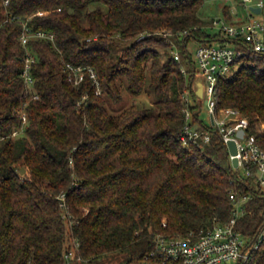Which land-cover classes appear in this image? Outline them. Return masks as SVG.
Masks as SVG:
<instances>
[{
  "label": "trees",
  "instance_id": "16d2710c",
  "mask_svg": "<svg viewBox=\"0 0 264 264\" xmlns=\"http://www.w3.org/2000/svg\"><path fill=\"white\" fill-rule=\"evenodd\" d=\"M4 1L0 264H97L117 253L123 254L120 264H161L151 254L154 236L184 235L228 220L231 190L248 196L237 227L254 237L264 223V193L253 178L229 163L212 126H196L210 131L207 142L185 146L180 139L182 96L194 71L187 42L235 41L221 29L208 30L214 18L200 16L204 0ZM233 1H221L228 23L242 15L232 11ZM25 19L53 39L33 37L24 46L19 35ZM27 51L34 57L31 90L22 76ZM66 63L82 67L77 85ZM122 81L133 96L147 89L153 103L109 111L108 98L122 99ZM215 93L217 107L238 109L264 149V54L249 52L218 80ZM191 96L196 98L193 91ZM23 112L24 129L12 137ZM236 264H264V242Z\"/></svg>",
  "mask_w": 264,
  "mask_h": 264
},
{
  "label": "built area",
  "instance_id": "2783aa9c",
  "mask_svg": "<svg viewBox=\"0 0 264 264\" xmlns=\"http://www.w3.org/2000/svg\"><path fill=\"white\" fill-rule=\"evenodd\" d=\"M230 2L232 0H220ZM5 4L8 0L4 1ZM246 10L237 22L228 23L223 18L213 19V25L221 29L224 34L235 39V43L213 45L209 42H200L196 50L197 65L192 64V79L184 89L182 101L185 124L180 136L182 145L207 142L210 139L208 129H199L193 122V113L190 106L196 104L197 99L191 96L192 83L197 75L201 76L203 83V98L206 100L208 113L212 127L219 133L227 151V142L234 140L236 144V154L231 155L227 152L228 159L236 157L237 167L243 175L251 176L260 192L264 193V149L259 145L254 134L249 132L248 119L240 111L233 107H217L216 85L220 78L233 73L238 64L244 60L249 52L264 54V16L257 17L264 11V0H239ZM251 7H258L259 12H255ZM232 11L237 15V10L233 6ZM38 11L37 14H43ZM186 32V31H185ZM184 33V32H182ZM53 39V34L44 30H32L27 24V19L22 22V30L19 38L21 43L26 46L30 38ZM242 42L244 48H240L236 43ZM176 60L180 55L177 50H172ZM34 61L33 55L27 51L24 57V69L22 76L27 90H31L32 77L30 75V65ZM69 70V80L74 85L80 83L84 74L82 67L73 66L66 63ZM181 71L186 74L184 66ZM87 72L92 81L96 84L97 93L100 92L97 76L92 68H87ZM192 99L196 102L193 103ZM22 123L19 129L12 132V137L20 134L26 124L25 113L21 114ZM244 130L240 137L237 133ZM229 197L234 203V208L228 220L224 222L216 221L211 225L202 227L197 231H190L184 235L166 236L157 233L154 238V249L151 254L157 255L161 264H227L228 262L247 261L251 254L258 249L264 242V223L256 232L253 238L245 235L237 227L240 216L246 211L244 202L248 196L237 197L236 192L231 190ZM62 205V204H61ZM165 225V221L162 222Z\"/></svg>",
  "mask_w": 264,
  "mask_h": 264
},
{
  "label": "rangeland",
  "instance_id": "374dc122",
  "mask_svg": "<svg viewBox=\"0 0 264 264\" xmlns=\"http://www.w3.org/2000/svg\"><path fill=\"white\" fill-rule=\"evenodd\" d=\"M233 2L235 3V8L238 11V13L246 14V10L241 5L239 0H234ZM223 4L224 3H222L221 1H218V0H204L202 6L200 8V16L205 18V19H213V18L221 17ZM255 16H257V17L264 16V11L260 14H255ZM208 30L213 33L214 31L217 30V28L212 27V28H208ZM209 43H211L213 45L221 44L219 41H216V40L211 41ZM226 44L229 45V43H226ZM199 45H200V42L197 40H194V39H190L186 44V48H187V50L191 56V60L196 65H197L196 50L199 47ZM169 49L171 52H172V50H177L174 46L169 47ZM121 91L123 93V96H122V99L120 101L114 102L110 98H108L106 100V107L108 108L109 111H111L113 113H118L131 104H136V105L143 107V106H149L150 104L153 103L152 101L154 98L149 93V91L147 89L143 90V92H141L140 94L133 96L127 91L125 82L122 81ZM196 99L198 101L197 103H199V105H200V108L196 109V111H198L197 112L198 113V120H196V122H194L192 120L193 124L195 126H200L201 121H202V123H204V125L212 126L210 116L208 113V108H207V105L205 103V99L203 97L202 98L197 97ZM192 101H193V103H196L193 99H192ZM122 259H123V254L117 253V254L109 255V256L105 257L103 260L98 261L97 264H120V261ZM227 264H235V262H228Z\"/></svg>",
  "mask_w": 264,
  "mask_h": 264
},
{
  "label": "water",
  "instance_id": "95a60500",
  "mask_svg": "<svg viewBox=\"0 0 264 264\" xmlns=\"http://www.w3.org/2000/svg\"><path fill=\"white\" fill-rule=\"evenodd\" d=\"M251 9L255 12H259V8L258 7H251ZM192 91L195 95V97H203V83H202V78L201 76L197 75L195 77V79L193 80L192 83ZM206 103V100H205ZM197 108H200L199 103H197ZM198 111L194 112V114H197ZM211 122H213L212 117H211ZM244 133V130H239L238 131V135L241 137ZM237 151L236 148V144L234 140H230L227 142V152L230 153L231 155H235ZM229 163L233 166V167H237L238 165V159L234 156L232 157L230 160L228 159ZM25 171V168H21V173H23Z\"/></svg>",
  "mask_w": 264,
  "mask_h": 264
}]
</instances>
